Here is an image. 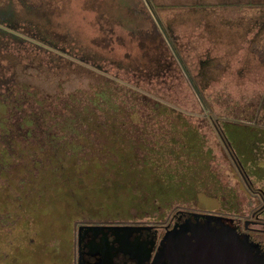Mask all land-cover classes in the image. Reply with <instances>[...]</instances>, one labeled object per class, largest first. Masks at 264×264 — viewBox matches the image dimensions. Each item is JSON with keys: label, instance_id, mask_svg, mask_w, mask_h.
<instances>
[{"label": "rangeland", "instance_id": "374dc122", "mask_svg": "<svg viewBox=\"0 0 264 264\" xmlns=\"http://www.w3.org/2000/svg\"><path fill=\"white\" fill-rule=\"evenodd\" d=\"M152 1L216 112L243 121L223 119L235 158L229 156L227 142L210 129L212 121L175 115L171 124L164 123L163 131L170 136L159 139L150 159L140 166H123L130 172L127 183L118 168L108 179L100 167H85L82 183L36 197L39 207L32 214L18 211L14 230L0 228V264H74L80 227L127 226L125 220L148 218L154 212L165 215L173 207L204 215L251 203L242 174L253 189L264 192V109L255 117L264 95V0ZM7 12L20 16V30L7 25L11 22L1 16ZM0 14V75L48 95L59 86L74 89L89 80L81 66L72 68L59 59L53 53L56 48L91 47L103 60L112 56L127 61L145 57L146 41L152 52L165 53L169 46L147 0H0ZM7 32L38 35L47 43ZM151 59L152 68L159 66L153 53ZM122 73L128 76L126 69ZM170 83L187 109L202 110L186 77L177 73ZM254 120L258 123L244 122ZM234 159L242 174L232 165ZM96 171L98 177H91Z\"/></svg>", "mask_w": 264, "mask_h": 264}, {"label": "trees", "instance_id": "16d2710c", "mask_svg": "<svg viewBox=\"0 0 264 264\" xmlns=\"http://www.w3.org/2000/svg\"><path fill=\"white\" fill-rule=\"evenodd\" d=\"M147 2L168 40L165 53L152 52L148 41L142 46L144 58L127 61L112 56L103 60L100 51L91 47L56 48L53 53L59 59L67 60L72 68L75 64L81 66L89 80L74 89L65 90L59 86L50 95L42 93L38 87L0 75L1 232L15 229L18 211L24 210L26 216L32 214L36 205L39 207L36 197L48 195L56 188L67 191L72 183H82L81 172L85 167H100L110 176L108 179H112V170L118 168L123 182L127 183L130 172L124 171L123 166L134 163L140 166L141 161L150 159L151 153L158 149L159 139L170 136L163 131L164 123L171 124V117L175 115L212 121L210 129L224 144L227 142L226 147L231 151L223 119L239 124L243 121L216 112L187 64L174 33L164 24L153 1ZM1 14L11 22L7 25L20 30L19 15L16 18L10 12ZM6 34L40 45L47 43L38 35ZM152 53L159 61L155 68L151 65L153 60H149ZM123 69L128 76L122 73ZM177 73L188 79L202 110L187 109L180 100L184 98L172 90L170 81ZM262 108L264 95L256 107L255 117L261 116ZM244 122L258 123L257 120ZM234 162L240 166L239 161L234 159ZM83 164L85 166L80 167ZM77 167L82 169L76 170ZM97 172L90 176L98 177Z\"/></svg>", "mask_w": 264, "mask_h": 264}, {"label": "flooded vegetation", "instance_id": "af4514ba", "mask_svg": "<svg viewBox=\"0 0 264 264\" xmlns=\"http://www.w3.org/2000/svg\"><path fill=\"white\" fill-rule=\"evenodd\" d=\"M228 153L235 158L232 148ZM231 162L242 174L241 165ZM244 176L242 174V179L254 199L251 203L223 212L208 211L215 215L211 217L173 207L165 215L154 212V216L148 218L125 220L123 223L133 225L132 229L104 227L83 230L81 241L77 232L74 264H175L172 256L177 258L178 264H194L192 247L198 241L201 227L211 231L205 237L212 242L228 239L227 236H217L215 231L223 229L229 234V231H234L236 242L239 240L240 244L252 247L250 259L241 264H264V192L261 191V195L260 191L253 189Z\"/></svg>", "mask_w": 264, "mask_h": 264}, {"label": "water", "instance_id": "95a60500", "mask_svg": "<svg viewBox=\"0 0 264 264\" xmlns=\"http://www.w3.org/2000/svg\"><path fill=\"white\" fill-rule=\"evenodd\" d=\"M206 215L209 217L215 216L214 214H206ZM117 228L132 229L134 228V226L127 225V226H120ZM82 231L83 230L80 227L78 231L79 241H81ZM208 232L211 231L209 230L207 231L206 229H204V227H201V229L198 230V237H199L198 241L192 247V251H193L192 259L194 264H227V263L241 264L250 259V255H251L250 252L252 250V247L250 245L245 246V243L244 245L240 244L239 240H237L236 242L233 239L234 231H229L230 234L223 229L215 231L217 236L222 235L228 237L227 241L225 239L224 240L219 239L216 241L213 240V242L215 243H213L211 240H208L205 237V235H207ZM247 253H248V257H247ZM172 259L175 262V264H178L177 258L175 256H172ZM79 263H81L80 255H79Z\"/></svg>", "mask_w": 264, "mask_h": 264}]
</instances>
